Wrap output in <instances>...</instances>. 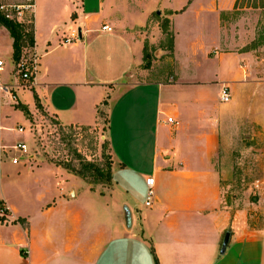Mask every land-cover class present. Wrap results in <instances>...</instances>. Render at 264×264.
Masks as SVG:
<instances>
[{"label": "crops", "instance_id": "1", "mask_svg": "<svg viewBox=\"0 0 264 264\" xmlns=\"http://www.w3.org/2000/svg\"><path fill=\"white\" fill-rule=\"evenodd\" d=\"M235 2L185 0L174 11L177 23L172 24L179 33L176 44L184 47L186 53L179 64L171 62L175 65L171 72L176 73V81L170 82V71L167 76L163 75L162 68L169 62L155 66L156 71L159 67L162 80H151L159 84L161 94L151 146L153 163L147 170L148 175L143 173L147 159L142 153L144 148L126 144L117 148L109 142L112 185L109 192L100 191L48 161L30 160L15 165L16 168L10 166L11 153L3 156L2 148L9 151L13 146L5 144L0 137V264H264V176L257 180L262 189L254 226H250L246 213L231 211L223 203V182L233 162L229 153L241 144L245 135L254 139L257 152H264V53L258 57L253 51L243 50L246 35L243 34L240 42L227 44L231 47L228 51L214 54L211 64L203 71L199 70L195 59L201 44L205 49L211 45L222 46L219 37L199 36L200 11L214 14L231 11ZM66 4L70 7L64 15L69 21L60 33L52 38L39 36L42 24L49 19H60ZM260 8L264 11V0ZM84 10V0H61V3L36 0L34 50L39 66L30 90L32 103L23 99L21 92L26 90L16 91L20 107L27 108L31 117L43 112L63 127L91 128L101 124L100 111L110 121L107 111L113 97H101L99 90L108 85L96 75L89 76L84 42L91 33V22L83 16ZM160 15L153 13L148 23L150 27L142 32L137 46L143 60L139 65L141 72H156L154 66L153 70L143 71L141 66L148 44H157L156 35L161 30L153 16ZM178 21L186 25L181 27ZM104 26H109L111 31L103 30ZM113 30L110 22L102 23V32L112 33ZM9 38L13 55V40ZM231 39L229 37L228 42H232ZM158 41L160 43L162 38ZM159 48L156 57L165 53ZM210 70L214 73L211 82L216 84V89L208 98L202 91L201 75ZM4 77L0 75V80ZM113 87L110 85L111 90ZM225 87L230 89L232 99L221 104L220 94ZM165 89L175 92L179 99L171 101ZM108 97V105L104 106ZM6 101L0 106V132L5 130L2 124L7 116L3 113ZM6 105L14 108L10 100ZM168 117L174 118L173 125L167 123ZM109 129L110 126L107 137ZM138 130L142 131L143 127L139 125ZM221 150L226 153L223 157H220ZM45 164L53 171L69 172L80 178L87 187L81 189L72 184L69 195L61 192L50 203L43 204L46 197L32 195L28 186L41 183L38 179ZM131 165L135 171L127 187L139 188L145 198L139 206L135 200L127 199V205L115 204L113 209L108 197L115 191V173H130ZM262 167L264 169V164ZM148 178L155 180L151 206H146ZM80 190H84L81 197ZM126 209L131 215L130 226L126 222ZM3 216L4 223L1 222ZM19 220L25 221L26 228ZM227 232L231 233V239L225 254L221 255Z\"/></svg>", "mask_w": 264, "mask_h": 264}, {"label": "rangeland", "instance_id": "2", "mask_svg": "<svg viewBox=\"0 0 264 264\" xmlns=\"http://www.w3.org/2000/svg\"><path fill=\"white\" fill-rule=\"evenodd\" d=\"M84 1L85 13L83 16L91 22V33L85 38L84 42L89 76L93 75L94 77L96 75L98 80L108 85L99 89L102 92L101 97L106 98L109 95L111 98L113 97L112 106L107 111L111 121V125L109 121V139L107 137L108 125L106 116L101 119L99 126L91 128L63 127L43 112L38 113L36 117L28 118L21 107L14 105V108L11 109L10 106L6 105L10 100L8 97H5L4 102L7 101L3 108V113L7 114L6 121L2 124L5 130L0 132V137H2L5 144L10 146L26 144L28 155L32 157L30 160L38 163L48 161L62 168L70 166L76 169L80 168L82 161L104 168L110 157L109 142H112L114 147L117 148H122L124 144L136 149L142 147L144 148L142 149L143 156L147 158L143 173L148 175L147 170L153 163L154 150L151 146L152 141H154L153 132L158 115L156 110L161 94L159 84L151 83L153 82L151 80L156 78L162 80V76L158 72L159 67H157L156 71L155 66L165 61L170 64L162 68V71H165L163 75L167 76V72L170 71L168 76L170 82L176 81L178 78L176 73L173 72L175 65L171 62L179 64L184 59L186 50L176 44L177 39H179L177 37L179 33L176 32L172 23H177L174 11L182 6L185 0ZM19 2L20 0H0V4ZM58 2L61 3V0H58ZM63 4L65 2H62ZM260 6L261 0H236L233 10L227 12L219 11L216 13L218 15L200 11L199 36H214L213 39L219 37L221 39V41L219 39V42L223 46L216 47L211 45L205 49L201 44L195 58L199 63L200 71H203L211 64L210 59L213 58L214 54L228 51L231 47L227 44L240 42L243 34H246L244 36L243 50L253 51V55L258 57L261 56V53H264V11H261ZM69 7L70 5L66 4L62 16L58 15L61 16L60 19H49V21L44 22L39 36L52 38L51 36H56L57 33H60V30L65 26V22L69 21V18L64 15ZM153 13H161L160 17L162 18L153 16L155 21H159L157 27L160 28L161 33L156 35L157 44H148L145 53L149 56L148 62L151 64L148 69L153 70L154 66V71L156 72L143 71L148 70L145 58L144 64L141 66L143 72H141L139 65L143 60L139 55L137 46L142 39V32L145 33L150 27L148 23ZM104 21H108L113 25L114 30L112 33L101 31ZM178 23L181 27L186 25L184 21H178ZM55 25H58L59 30H56V27L52 31ZM27 27H29V31H33V23ZM0 36H4L3 39H0V59L5 63V70L0 74L5 77L1 81L16 85L18 77L16 72H13L14 59L9 38L10 32L1 24ZM145 36L148 35L145 34ZM226 36H228V39L224 38ZM229 37L234 40L231 39L232 42H228ZM160 38H162V41L159 43L158 40ZM27 47L28 45L25 48ZM157 47H161L159 50L161 49L165 53H160L156 57ZM256 56L253 60H256ZM154 63L155 65H153ZM171 69L173 70L172 72ZM95 70L97 74H95ZM130 73L131 75H129ZM213 76L212 70L201 75L202 91L208 98L212 97L213 89H216L214 88L216 84L211 82ZM110 85L114 86L113 90H111ZM222 91L223 89L221 94ZM21 93L25 102L29 101L32 103L33 95L30 90ZM165 93H168L167 96L171 101L179 99L175 92L165 89ZM164 109L166 110V108ZM139 125L143 127L142 131L138 130ZM18 127H23L25 132L23 134L19 133ZM245 136H243L241 144L229 153V155H232L231 162H233L231 163L232 167L226 170V177L223 182V203L231 211L246 213L250 226H254L256 218H258L257 213L259 210L257 209V204L262 189L261 184H258L257 180H261L264 176L262 167L264 164V152H257L254 139L252 140ZM246 142H248L247 146L245 145ZM220 153V157L226 155L225 150H221ZM123 154L127 153L123 152ZM10 157L11 159L13 157L21 158L22 153L13 151ZM11 162L10 166H15ZM160 163H162L161 160ZM42 167L44 169L40 172L41 175L38 179L41 183L38 185H32L31 183L28 186V190L32 195L40 194L46 197L42 200L43 204L50 203L61 192L67 194L72 192V184L80 186L79 188L81 189L87 187L84 181L69 172L53 171L52 167L47 164L42 165ZM129 169L130 173H115V191L111 192L112 196L108 197V202L113 209L115 204L119 206L127 205V199L129 201L135 200L134 202L139 206L141 205L140 202L145 198L144 192L142 193L139 188L134 186L132 188L127 187V184L129 186V181L132 179L131 175L134 176L133 172L135 171L132 165ZM93 185V189L97 188L100 191L109 192L111 189L109 184ZM127 190L130 191L129 194ZM83 191H79L80 197ZM86 192L89 193L88 191ZM140 208L142 211L146 210L145 207ZM113 215L115 217V213ZM22 226L26 228V225L22 224Z\"/></svg>", "mask_w": 264, "mask_h": 264}, {"label": "built area", "instance_id": "3", "mask_svg": "<svg viewBox=\"0 0 264 264\" xmlns=\"http://www.w3.org/2000/svg\"><path fill=\"white\" fill-rule=\"evenodd\" d=\"M36 0H20L19 3H3L0 4V13L8 21L13 23L28 26L34 23ZM103 30L111 31L109 26H104ZM69 42V40H67ZM39 57L35 53L34 47H27L23 49L20 59L14 61V70L16 76L18 77V83L16 85H11L3 83L0 80V106L4 103L5 97H8L12 103V106L19 105V99L17 97V90H32L35 84L36 76L38 73ZM5 63L0 59V74L4 71ZM220 101L223 104H227L231 101V94L229 88H223ZM167 123L173 125L175 123L174 118L168 117ZM18 132L23 134L25 132L24 128H18ZM13 151L22 153V157H13L12 163L17 165L22 162H28L31 156L28 155V148L26 144H18L13 146L9 151L2 148V155L7 156ZM146 184L149 188L146 198V206H151L154 198L153 187L155 184L154 178H148Z\"/></svg>", "mask_w": 264, "mask_h": 264}, {"label": "trees", "instance_id": "4", "mask_svg": "<svg viewBox=\"0 0 264 264\" xmlns=\"http://www.w3.org/2000/svg\"><path fill=\"white\" fill-rule=\"evenodd\" d=\"M184 11V10H183ZM74 17V16H73ZM0 24L5 27L9 32L10 36L13 40V59L15 62H17L23 52V49L28 45V47H34L35 45V39H34V27L33 31H29L27 26L19 25L16 23H13L12 21H8L4 18V16L0 13ZM144 58L146 60V68L148 69L151 64L149 61V56L145 53ZM36 101H38V97L35 96ZM108 99L109 97L103 102L104 106L108 105ZM20 107V105H18ZM22 110L25 112L26 116L28 118L31 117L30 113L28 112L27 108L21 107ZM37 108L41 110V106L37 103ZM99 116L101 118H104L105 114L103 112L99 111ZM106 118V117H105ZM107 125L109 127V119H107ZM67 170H69L74 175L80 177L88 184H109L112 185V158L111 155L109 157L108 162L103 167H100L96 164L90 163V162H81L80 168L76 169L74 167L65 166L63 167ZM92 179V180H89ZM1 222H5V216L1 217ZM21 224H25L24 220H19Z\"/></svg>", "mask_w": 264, "mask_h": 264}, {"label": "water", "instance_id": "5", "mask_svg": "<svg viewBox=\"0 0 264 264\" xmlns=\"http://www.w3.org/2000/svg\"><path fill=\"white\" fill-rule=\"evenodd\" d=\"M126 222H127V224L129 226L131 225V215H130V213H129V211L127 209H126ZM230 239H231V233L227 232L225 234V237H224V240H223V243H222V247H221V251H220L221 255L225 254L226 249H227V247L229 245Z\"/></svg>", "mask_w": 264, "mask_h": 264}]
</instances>
